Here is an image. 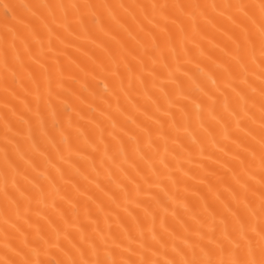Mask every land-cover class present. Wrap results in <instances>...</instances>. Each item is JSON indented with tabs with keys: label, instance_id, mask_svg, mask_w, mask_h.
Segmentation results:
<instances>
[{
	"label": "bare ground",
	"instance_id": "6f19581e",
	"mask_svg": "<svg viewBox=\"0 0 264 264\" xmlns=\"http://www.w3.org/2000/svg\"><path fill=\"white\" fill-rule=\"evenodd\" d=\"M0 264H264V0H0Z\"/></svg>",
	"mask_w": 264,
	"mask_h": 264
}]
</instances>
